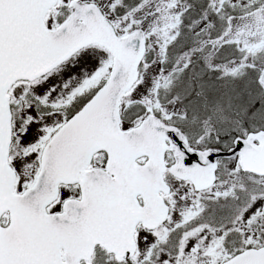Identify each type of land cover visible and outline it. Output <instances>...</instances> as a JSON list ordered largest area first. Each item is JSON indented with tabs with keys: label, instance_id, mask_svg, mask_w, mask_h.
<instances>
[{
	"label": "snow or ice",
	"instance_id": "snow-or-ice-1",
	"mask_svg": "<svg viewBox=\"0 0 264 264\" xmlns=\"http://www.w3.org/2000/svg\"><path fill=\"white\" fill-rule=\"evenodd\" d=\"M0 264H264V0H0Z\"/></svg>",
	"mask_w": 264,
	"mask_h": 264
}]
</instances>
